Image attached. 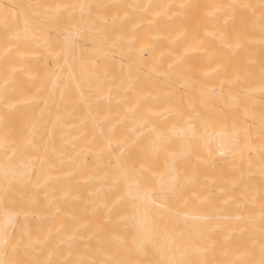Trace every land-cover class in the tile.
<instances>
[{
	"label": "bare ground",
	"instance_id": "obj_1",
	"mask_svg": "<svg viewBox=\"0 0 264 264\" xmlns=\"http://www.w3.org/2000/svg\"><path fill=\"white\" fill-rule=\"evenodd\" d=\"M0 264H264V0H0Z\"/></svg>",
	"mask_w": 264,
	"mask_h": 264
}]
</instances>
